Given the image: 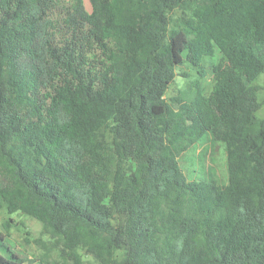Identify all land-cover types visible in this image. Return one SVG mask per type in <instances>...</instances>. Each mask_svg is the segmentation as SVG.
<instances>
[{
	"label": "trees",
	"instance_id": "1",
	"mask_svg": "<svg viewBox=\"0 0 264 264\" xmlns=\"http://www.w3.org/2000/svg\"><path fill=\"white\" fill-rule=\"evenodd\" d=\"M89 3L0 0L7 211L72 264H264V0ZM217 50L211 90L168 100L178 69ZM208 133L226 186L181 168ZM25 262L1 245L0 264Z\"/></svg>",
	"mask_w": 264,
	"mask_h": 264
},
{
	"label": "rangeland",
	"instance_id": "2",
	"mask_svg": "<svg viewBox=\"0 0 264 264\" xmlns=\"http://www.w3.org/2000/svg\"><path fill=\"white\" fill-rule=\"evenodd\" d=\"M90 11L89 0H84ZM180 12L175 13V19ZM221 53L207 57L203 67H193L186 63L178 69V76L167 92V99L177 96L191 99L197 89L208 93L214 83L213 67L218 63ZM262 86L259 100L262 108L259 115L264 116V74L257 79ZM180 165L189 181L214 182L223 186L229 183L227 149L223 143L214 140L211 133L180 157ZM1 186V182H0ZM4 242H9L15 251L25 259V264H72L61 257L59 248L53 247L55 239L43 234V224L34 217L17 212L10 214L0 197V250ZM82 264H97L91 256H83Z\"/></svg>",
	"mask_w": 264,
	"mask_h": 264
}]
</instances>
